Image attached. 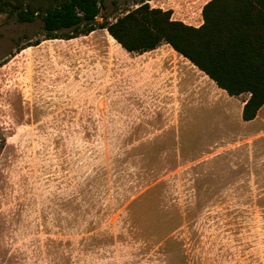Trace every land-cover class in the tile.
<instances>
[{"label":"rangeland","instance_id":"374dc122","mask_svg":"<svg viewBox=\"0 0 264 264\" xmlns=\"http://www.w3.org/2000/svg\"><path fill=\"white\" fill-rule=\"evenodd\" d=\"M140 1L108 0L96 22ZM41 25L0 13V264H264L249 95L105 29L24 47Z\"/></svg>","mask_w":264,"mask_h":264},{"label":"trees","instance_id":"16d2710c","mask_svg":"<svg viewBox=\"0 0 264 264\" xmlns=\"http://www.w3.org/2000/svg\"><path fill=\"white\" fill-rule=\"evenodd\" d=\"M108 0H0V13L20 23L41 20L42 40L71 39L105 29L129 53L142 54L163 43L188 59L230 96L248 93L242 119H253L264 104V0H209L199 27L172 19L170 9L148 0L97 23Z\"/></svg>","mask_w":264,"mask_h":264},{"label":"crops","instance_id":"0c3cea01","mask_svg":"<svg viewBox=\"0 0 264 264\" xmlns=\"http://www.w3.org/2000/svg\"><path fill=\"white\" fill-rule=\"evenodd\" d=\"M156 1L162 3L157 7H160L164 10L170 9L172 11V15H171L172 19L182 21L187 25L199 27L200 25L203 24V17L201 13L202 8L204 4L207 3L209 0L203 1L200 5L197 4L198 0H156ZM164 4H166V7H164ZM246 99L243 101L241 105V109H240L241 117H242V108ZM243 122L247 132H250V134L253 133L252 136L254 137H258L262 135L264 136V104L260 107L256 116L253 119L247 121L243 120Z\"/></svg>","mask_w":264,"mask_h":264}]
</instances>
